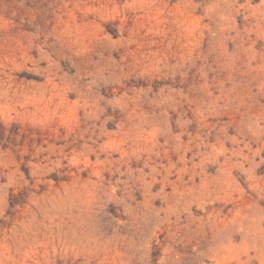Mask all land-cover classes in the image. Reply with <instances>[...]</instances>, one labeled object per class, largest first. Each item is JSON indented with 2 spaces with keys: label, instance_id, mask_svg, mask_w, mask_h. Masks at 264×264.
<instances>
[{
  "label": "rangeland",
  "instance_id": "rangeland-1",
  "mask_svg": "<svg viewBox=\"0 0 264 264\" xmlns=\"http://www.w3.org/2000/svg\"><path fill=\"white\" fill-rule=\"evenodd\" d=\"M0 264H264V0H0Z\"/></svg>",
  "mask_w": 264,
  "mask_h": 264
}]
</instances>
